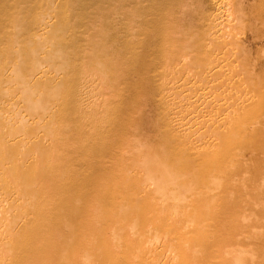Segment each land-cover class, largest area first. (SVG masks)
<instances>
[{
    "label": "bare ground",
    "instance_id": "6f19581e",
    "mask_svg": "<svg viewBox=\"0 0 264 264\" xmlns=\"http://www.w3.org/2000/svg\"><path fill=\"white\" fill-rule=\"evenodd\" d=\"M0 264H264V0H0Z\"/></svg>",
    "mask_w": 264,
    "mask_h": 264
}]
</instances>
